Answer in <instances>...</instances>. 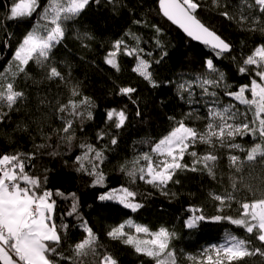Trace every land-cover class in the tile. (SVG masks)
<instances>
[{
  "label": "trees",
  "instance_id": "1",
  "mask_svg": "<svg viewBox=\"0 0 264 264\" xmlns=\"http://www.w3.org/2000/svg\"><path fill=\"white\" fill-rule=\"evenodd\" d=\"M159 1L100 0L95 3L93 0L78 17L65 22V35L51 49L43 67L32 60L19 72L13 57L24 37L33 30L46 33L52 27L43 18V9L49 0H39L40 7L31 17L16 19L8 17L12 4L18 0H0V84L13 82L15 90L24 93L11 108L0 102V155L36 154L25 160V172L40 177L42 182L47 177L43 187L52 191V199L56 201L53 219L62 236L59 252L73 257V246L86 235L83 221H87L98 236L97 255L90 253L79 261L75 258L61 260L60 264H80L81 261L82 264H99L105 253H110L118 264H155L152 258L107 235L112 228L127 222L147 226L151 231L167 228L173 234L169 249L175 250L178 264H190L186 255L220 244L228 234L250 241V249L264 251V244L256 239V230L249 234L226 219H205L193 228L186 227L185 223L193 215L201 214L206 218L216 215L239 218L242 203L264 198V157L246 160L247 150L254 144L261 143L264 147L258 134L235 136L231 142L239 144L243 151L217 147L215 154L219 159L214 176L201 165H196L197 171L189 170L195 159L189 154L181 161L189 165V169H178L173 181L163 190L140 179L139 172V168L146 165L141 158L143 154H150L154 160L152 147L180 120L203 131L209 122V107L217 104L233 105V111L248 112L251 119L248 107L226 93L237 92L241 86L250 85L252 79H258L254 76V66H248L244 73L239 69L244 67L243 61L253 49L264 44V31L260 30L264 27V13L254 0H219V7L213 5V0H199L197 18L232 46L230 53L217 57L211 48L192 42L167 21ZM223 11L236 19L222 16ZM241 14L248 17L243 23L238 22ZM253 20L259 23L253 24ZM117 40L124 42L116 56L119 71L105 62V57L115 50L113 45ZM125 46L138 49L137 54L126 55ZM165 52L167 55H163ZM138 58L151 62L149 70L158 86L153 87L133 71ZM208 59L224 74L218 88L208 89L215 91V96L195 86L197 78L209 75L205 64ZM49 67H56L65 79H48ZM211 78H215V74ZM181 84H185L186 90L180 89ZM123 87L136 91L130 96L123 95L119 92ZM73 88L79 95H72ZM245 95L251 99L249 92ZM83 97L88 98V103L77 109L84 113L82 117L59 111L69 100L79 104ZM111 109L125 111L127 120L123 127L117 129L114 121L107 120ZM89 111L92 119L87 118ZM67 119L73 120L70 142L63 139L67 134L58 131ZM242 119L238 117L237 122ZM101 132L105 133L104 138L97 139ZM113 137L117 139L115 145L111 144ZM82 144H91L103 152L104 160L98 168L105 177L102 185L93 186L96 177L77 170L76 157L84 152ZM39 145L45 147L39 148ZM189 150H195L198 156L213 151L202 143ZM52 152L57 154L51 155ZM230 155L240 158L236 165L229 161ZM133 169L137 170L136 175L130 177L127 173ZM177 180L179 183L174 182ZM121 188L135 192L133 202L143 207L133 211L117 200L98 199L101 194ZM57 190L64 196H57ZM70 193L78 197L79 218L76 214L67 215L73 203ZM227 194L234 199L226 200L224 205L214 199V195ZM221 207L223 211L219 210ZM193 209L202 212H193ZM234 264H264V255L246 256Z\"/></svg>",
  "mask_w": 264,
  "mask_h": 264
},
{
  "label": "snow or ice",
  "instance_id": "2",
  "mask_svg": "<svg viewBox=\"0 0 264 264\" xmlns=\"http://www.w3.org/2000/svg\"><path fill=\"white\" fill-rule=\"evenodd\" d=\"M92 2L93 0H49L48 6L43 9V18L48 20L52 27L44 34L33 30L24 37L13 57V60L18 62V71L23 72L25 66L32 60L43 67L44 62L49 58L51 49L65 35V22L74 20ZM94 2L99 3L100 0H94ZM254 3L259 6V11L264 13V0H254ZM213 5L219 7V0H213ZM160 6L163 14L169 20L179 25L189 37L202 41L209 46L217 57L226 52H231V44L197 18L196 12L201 7L199 0H160ZM38 7H40L39 0H18L12 4L8 18L31 17ZM220 14L228 19H236L235 16H230L228 11H223ZM247 19V16L241 14L238 22L243 23ZM137 23L139 22L137 21ZM258 23V20H253V24ZM260 30L264 31V27ZM122 44H124L122 40L115 41L113 45L115 50L105 57V62L117 71H119V65L116 56ZM139 51L143 50L140 49ZM124 52L126 55L132 56L137 54L138 49L125 46ZM163 55H167V53L165 52ZM205 64L209 75L197 78V83L203 88L205 94L215 96V91L209 92L208 89L218 88L224 80V74L219 72L212 59L206 60ZM243 64L244 67H241L239 71L244 73L248 71V66H254L256 69L254 76L258 79L254 78L250 85L241 86L239 91L228 92L226 95L232 96L241 104L246 105L252 113L251 119H248V112L233 111L234 106L228 105L222 108L209 109V122L203 131L188 126L183 120L178 121L168 135L161 138L152 147L151 151L160 157H164V159L155 162L148 153L141 157L146 161V165L139 168L140 179L146 180L147 183L163 190L170 181H173V176L178 169H189V165L179 162L183 160L185 153L195 158L189 170L197 171L196 165H201L210 176H214V168L219 159L218 155L215 154L217 147L241 149L239 144L231 142L236 135L251 134L256 136L258 134L264 141V44L257 45L243 61ZM150 68L151 62L138 58L133 71L149 81L153 87H156L158 85L153 80ZM47 71L48 79L59 78L61 81L65 79L56 67H49ZM213 74H215V78H211ZM0 89H2L0 90V102L6 103L8 108H11L19 99L24 97L22 91L15 90L13 82L0 84ZM180 89L186 90L185 84H181ZM135 91L136 89L132 87L119 89L121 94L128 96ZM246 91L250 93L251 99L245 95ZM72 95H79L76 88L72 89ZM87 103V97H83L79 104L74 100H69L67 104L60 106L59 111H67L73 117H82L84 113L77 111V109L80 105ZM136 114L139 116V111ZM238 117H243V119L237 122ZM87 118L92 119L90 111L87 113ZM107 120L114 121V127L119 129L124 126L127 115L123 109H111L107 112ZM72 127L73 120L67 119L64 121V127L58 130L67 134L63 139L68 142L73 138L70 133ZM104 135V132L98 133L97 139H103ZM116 143L117 139L113 137L111 144L115 145ZM197 143L208 145L213 151L206 152L201 156H198L195 150L189 151V149H194ZM37 147L42 148L45 145ZM80 147L84 149V152L81 156L76 157V162L79 164L77 170L95 176L93 186L102 185L105 177L102 172L98 171V168L104 160L103 152L91 144H82ZM241 150L243 151V149ZM50 154L56 155L57 153L52 152ZM35 155V153L0 155V264H60L61 260L75 258L79 261L81 257H86L90 253L97 255L98 236L91 227H88L87 221L82 222L86 235L84 239L73 246V257H66L58 251L62 236L53 219L56 204V201L52 199L53 193L43 187V184L47 182V177H44L42 182L40 177L31 176L25 172V160L34 158ZM257 156L264 157V147L261 143H256L247 150L246 160L253 161ZM239 159L236 155L229 156L232 165H236ZM136 171L133 169L127 174L130 177H135ZM174 182L179 183L178 180ZM162 194L167 195L168 193L162 191ZM56 195L64 196L59 190H57ZM135 196V192L129 191L128 188H121L101 194L98 199L100 201L117 200L126 208L135 211L143 207L142 204L133 202ZM69 197L73 203L67 215L76 214L79 218L78 197L75 193H70ZM214 199L224 205L226 200L230 201L234 197L231 194L214 195ZM240 208L239 218L221 215L206 218L203 214L193 215L185 222L186 227L193 228L198 221L205 219L214 221L226 219L234 225L243 227L249 234L256 230L258 233L256 239L264 244V198L255 199L250 203L244 202ZM219 210L223 211V207ZM192 211L202 212L198 209ZM125 227V224H120L112 228L107 235L112 239L122 240L124 244L132 246L137 253L152 258L155 264H177L175 250L169 249L173 234L167 228L161 227L157 231H151L147 226L129 222L127 227L134 229V234H130L124 231ZM61 228L66 229L67 226L61 225ZM139 234L151 238H140ZM250 243V241L228 234L225 244L219 247L214 246V255H205L202 259L197 260V264H234L246 256L264 255V251L260 248L250 249ZM189 259L196 258L189 257ZM99 264H118V262L110 253H105L101 256Z\"/></svg>",
  "mask_w": 264,
  "mask_h": 264
},
{
  "label": "rangeland",
  "instance_id": "3",
  "mask_svg": "<svg viewBox=\"0 0 264 264\" xmlns=\"http://www.w3.org/2000/svg\"><path fill=\"white\" fill-rule=\"evenodd\" d=\"M42 34H44V33H42ZM15 63H16V65H18V62L17 61H15ZM195 86H197V87H200L199 86V84L197 83V81H196V84H195ZM209 91V90H208ZM216 107H219V108H222L220 105H213V106H210L209 107V109L210 108H216ZM231 122V121H230ZM237 136V135H236ZM190 151V150H189ZM185 154H187V153H185ZM155 159L153 160V161H155V162H158L159 160H162V159H164V157H160V156H158L156 153H155ZM185 156V155H184ZM182 161V160H181ZM181 161H179L180 163H181ZM146 179H147V177H146ZM146 181V180H145ZM151 186H153L154 188H156V189H160V190H162L160 187H156V186H154L153 184H150ZM129 222H127L125 225H126V227H125V229H124V231L125 232H129L130 234H134V229H130L129 227H127V224H128ZM131 223V222H130ZM134 224V223H133ZM139 236H140V238H148V239H150L151 237H146L144 234H139ZM226 243V240L225 241H223L222 243H220V244H215V245H211V246H208V247H205L204 249H202L200 252H198L197 254H194V255H186V258H188L189 259V257H193V258H196V259H189L190 260V264H197V260H199V259H202L205 255H209V254H211V255H214V246L215 247H219L220 245H222V244H225ZM15 258V257H14ZM178 264V263H177Z\"/></svg>",
  "mask_w": 264,
  "mask_h": 264
},
{
  "label": "water",
  "instance_id": "4",
  "mask_svg": "<svg viewBox=\"0 0 264 264\" xmlns=\"http://www.w3.org/2000/svg\"><path fill=\"white\" fill-rule=\"evenodd\" d=\"M159 8H160V10H161V12L163 13V11H162V9H161V6H160V1H159ZM164 15V14H163ZM164 17H165V19L167 20V21H169L173 26H175L178 30H180L189 40H191L192 42H194V43H196V44H199V45H202V46H207V45H205L204 43H202V41H198V40H195L194 38H192V37H189L188 35H187V33H185L184 31H183V29L182 28H180V26L179 25H177V24H175V23H173L171 20H169L165 15H164ZM218 35V34H217ZM207 47H209V46H207ZM210 48V47H209ZM228 53H230V52H226V53H224V54H228Z\"/></svg>",
  "mask_w": 264,
  "mask_h": 264
}]
</instances>
